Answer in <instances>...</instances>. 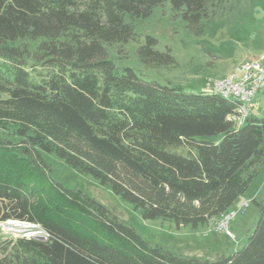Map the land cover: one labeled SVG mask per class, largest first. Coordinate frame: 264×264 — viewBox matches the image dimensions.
Segmentation results:
<instances>
[{
    "label": "trees",
    "instance_id": "1",
    "mask_svg": "<svg viewBox=\"0 0 264 264\" xmlns=\"http://www.w3.org/2000/svg\"><path fill=\"white\" fill-rule=\"evenodd\" d=\"M223 1L0 0V131L16 138L0 134V222L48 236L1 241L0 264H264V201H255L259 216L242 250L184 258L54 180L43 158L93 177L145 220L196 229L230 213L258 170L245 173L264 163V119L239 125L234 102L146 81L118 69L107 49L136 38L126 15L145 19L169 3L199 28ZM157 44L146 36L140 62L176 66Z\"/></svg>",
    "mask_w": 264,
    "mask_h": 264
},
{
    "label": "rangeland",
    "instance_id": "2",
    "mask_svg": "<svg viewBox=\"0 0 264 264\" xmlns=\"http://www.w3.org/2000/svg\"><path fill=\"white\" fill-rule=\"evenodd\" d=\"M125 21L134 26L136 38L123 46L107 47L116 67L120 70L131 68L146 81L180 87L187 93L205 90L212 82L235 74L243 63L264 56V0H224L213 8L210 18L204 19L199 28L190 27L169 3L157 7L148 18L133 19L126 15ZM148 35L157 39L158 51H171L176 66H146L140 62L138 50ZM16 45L27 46L33 52L38 42H19ZM254 102L253 115L264 119V87L256 94ZM0 134L13 138L4 131ZM221 139L222 136L212 138L216 142ZM43 158L51 165L54 180L70 189L80 190L104 205L151 245H158L184 258L218 261L242 250L259 216L255 201H264L263 163L245 173L248 175L258 170L244 197L231 208L235 213L230 221L233 237L219 230L221 217L196 229L177 227L163 219H143L140 210L114 195L93 177L78 173L53 154H43ZM242 200L245 202L241 203ZM3 223L0 222V242L33 237L40 232L28 223L17 221L9 222L15 231H8Z\"/></svg>",
    "mask_w": 264,
    "mask_h": 264
},
{
    "label": "built area",
    "instance_id": "3",
    "mask_svg": "<svg viewBox=\"0 0 264 264\" xmlns=\"http://www.w3.org/2000/svg\"><path fill=\"white\" fill-rule=\"evenodd\" d=\"M263 87L264 56L261 59L243 63L235 74L212 82L204 91L209 94L220 95L224 99L234 102L237 108L231 119L241 125L247 117L253 114L255 109L254 97ZM234 216L235 213L230 212L219 220V230L230 237H233L230 230V221ZM9 222H4L3 225L8 231L14 232V226L9 224ZM30 225L38 228L36 225ZM36 234L43 235L41 231Z\"/></svg>",
    "mask_w": 264,
    "mask_h": 264
},
{
    "label": "water",
    "instance_id": "4",
    "mask_svg": "<svg viewBox=\"0 0 264 264\" xmlns=\"http://www.w3.org/2000/svg\"><path fill=\"white\" fill-rule=\"evenodd\" d=\"M35 239L40 240V241H47L48 240V236L46 235H36L34 236Z\"/></svg>",
    "mask_w": 264,
    "mask_h": 264
},
{
    "label": "crops",
    "instance_id": "5",
    "mask_svg": "<svg viewBox=\"0 0 264 264\" xmlns=\"http://www.w3.org/2000/svg\"><path fill=\"white\" fill-rule=\"evenodd\" d=\"M243 197H244V195H243V196H242L240 199H242ZM240 199H239V200H240ZM239 200H238V201H239ZM242 202L244 203L245 201H244V200H242V201H241V203H242Z\"/></svg>",
    "mask_w": 264,
    "mask_h": 264
}]
</instances>
